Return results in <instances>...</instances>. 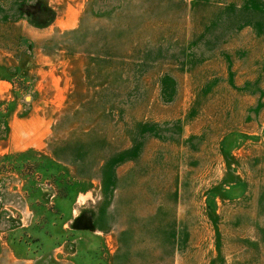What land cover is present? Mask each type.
<instances>
[{
  "label": "rangeland",
  "instance_id": "rangeland-1",
  "mask_svg": "<svg viewBox=\"0 0 264 264\" xmlns=\"http://www.w3.org/2000/svg\"><path fill=\"white\" fill-rule=\"evenodd\" d=\"M0 264H264V0H0Z\"/></svg>",
  "mask_w": 264,
  "mask_h": 264
},
{
  "label": "clouds",
  "instance_id": "clouds-1",
  "mask_svg": "<svg viewBox=\"0 0 264 264\" xmlns=\"http://www.w3.org/2000/svg\"><path fill=\"white\" fill-rule=\"evenodd\" d=\"M92 196V193L91 192H88V193H81L78 195V198H77V202L79 204H85L87 199H89L90 197Z\"/></svg>",
  "mask_w": 264,
  "mask_h": 264
}]
</instances>
